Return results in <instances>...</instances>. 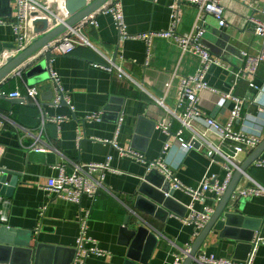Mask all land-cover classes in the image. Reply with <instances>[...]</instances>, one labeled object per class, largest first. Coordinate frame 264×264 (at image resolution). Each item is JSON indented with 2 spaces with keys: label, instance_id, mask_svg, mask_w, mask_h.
I'll use <instances>...</instances> for the list:
<instances>
[{
  "label": "crops",
  "instance_id": "crops-1",
  "mask_svg": "<svg viewBox=\"0 0 264 264\" xmlns=\"http://www.w3.org/2000/svg\"><path fill=\"white\" fill-rule=\"evenodd\" d=\"M120 1L128 37L120 38L112 15H99L97 26L87 25L82 30L91 46H80L72 54L57 56L51 62L50 69L58 74L70 104L54 105L56 91L51 78L33 85L26 75L28 69L13 74L0 84V92L19 91L24 96L17 99L19 103L16 104L6 96L0 99V120L3 121L0 144L5 150L0 170L19 177L12 196L2 195L7 203H0V209L7 213L8 223L0 222V236L5 227L15 229L16 239L31 243L35 251L40 247L32 264H71L82 232L81 216L87 213L90 215L88 235L108 253L106 256L91 255L87 264H126L137 237H129L125 230L139 229L138 221L149 233L141 242L143 249L138 251L143 259L146 250L152 249L147 264H174L177 255H183L186 247H193L200 234L197 235L194 226L186 224L182 218L188 215V206L194 199L185 191L175 190L176 204H170L171 210L163 208L164 211L159 212L153 209L152 202L141 196L140 190L146 176H150L152 183L165 185L162 174L157 170L148 173L146 163L123 157L111 143L141 154L148 162L161 160L187 188H199L207 173L216 174L220 182L225 178L220 166L210 165L202 152L182 149L176 137L181 129L180 122L173 120L170 135L157 128L161 122L171 119L170 111L176 110L181 78L195 75L200 62L197 56L183 53L173 40L154 37L151 59L146 66L148 44L136 36L168 30L170 6L174 0ZM263 5L264 0H224L227 25L223 28L214 16L206 17L204 41L213 54L234 71L243 65L242 53L257 55L263 48V40L254 34V27L247 22L248 17L258 14L256 10ZM10 7H15L13 1L8 4L0 0L1 19L12 20ZM180 8L177 31L186 34L193 29L198 11L188 4H182ZM15 39L13 26L0 25V55L11 54ZM120 56L125 60L122 64ZM109 59H117L130 79L110 74L105 68ZM207 82L212 89L224 94L232 91L234 77L227 69L212 66ZM256 84L258 90L250 88L246 79L239 80L232 91L235 96L247 100L233 129L259 135L262 144L264 114L259 108H264V64L258 71ZM32 86L40 89L39 100L46 116L63 118V121L47 120L43 124L41 109L26 97L27 87ZM157 99L164 100L165 107ZM199 101L207 116L222 124L230 121L234 101L227 102L225 107H217L218 97L211 93L201 94ZM99 113L103 114L100 122L86 120ZM197 128L203 130L204 126L198 124ZM183 138L190 141L192 133L185 131ZM36 144L47 151H34L32 147ZM167 144L171 148L165 149ZM239 145L248 148L246 144ZM259 146L242 158L243 164ZM108 162L120 173H106L105 188L95 199L84 196L81 203L76 204L52 198L45 190L49 179L58 176L60 165L71 174L75 165ZM258 162L264 163V152L249 168L237 190L246 189L253 182L264 187V167L258 166ZM218 205L216 196L211 193L205 202H195L199 211L205 207L216 210ZM230 207L231 213L239 210L243 216L263 219L254 236L262 239L254 264H264V196L233 198ZM235 221L237 219L232 223ZM221 234L213 230L197 258L206 255L245 261L248 243ZM5 248L0 245V264H28L27 257H23L25 254L15 256Z\"/></svg>",
  "mask_w": 264,
  "mask_h": 264
},
{
  "label": "built area",
  "instance_id": "built-area-1",
  "mask_svg": "<svg viewBox=\"0 0 264 264\" xmlns=\"http://www.w3.org/2000/svg\"><path fill=\"white\" fill-rule=\"evenodd\" d=\"M15 3L12 8V20L8 21L0 18V25L13 26L15 35V50L11 54H4L0 58V65H2L7 58L15 55L21 50H24L35 38L33 24L39 19L47 20L51 28L65 22L68 18L66 10V0H11ZM224 0H174L170 6V26L168 30L162 32L145 33L136 36L137 39L143 40L148 44V55L146 66L149 64L151 42L154 37H161L173 40L181 48L183 53H191L199 58V65L195 75L181 78L180 95L177 102L176 110L170 111L171 119L161 122L157 128L163 130L167 135L171 134L172 122L176 120L180 122L181 129L177 132V142L183 150L190 151L197 149L202 152L209 160L210 165L220 166L221 170L225 172V178L222 182L219 181L216 174L207 173L197 189L187 188L184 186L174 174L161 160L148 162L145 158L132 150H124L119 148L114 143H111L123 157H132L138 161L147 164V172L157 170L162 174L166 181L170 182L172 190H182L187 192L194 200L188 206L189 213L182 218L186 224L193 225L196 234L199 235L205 226L210 221L211 216L215 212L214 208L205 207L202 211L195 208V202H205L206 196L211 193L216 196V202H220L227 192L234 174L240 170L243 164V157L248 156L249 151L256 149L261 144L259 135L235 132L233 126L236 121L240 120L243 112L245 98L241 99L233 94V90L239 80L246 79L252 89L258 90L256 78L261 65L264 64V5L257 9L258 14H253L248 17L247 22L254 27V34L263 40V48L257 55H250L242 53L243 65L237 71H234L223 62L222 59L214 57L210 49L205 45V20L208 15L214 16L220 27L227 25L225 8L223 6ZM182 4L194 6L198 11V16L193 29L186 34H179L177 28L180 22V7ZM99 15H112L114 17L117 29L120 33V38L128 37L127 24L123 12V5L120 0H113L106 7H103L97 13L83 21L76 27L70 29L60 39L51 43L48 47V52L53 56H66L72 54L76 48L80 46H91L82 30L87 26H97L96 17ZM52 62V61H51ZM124 57L120 56V63H124ZM212 66L225 68L230 75L234 77L232 91L221 94L212 89L207 82V76ZM110 74L116 73L120 79H130L122 67L118 64L117 59H109L108 65L105 67ZM50 78L55 86V94L52 103L54 105H61L69 102L68 95L62 90L60 78L57 73L50 69ZM203 93H211L218 97L217 107H225L227 102L234 101L235 108L232 111L230 121L226 124L218 122L215 118L207 116V113L201 106L199 97ZM2 97L11 99H21L24 96L21 92L15 91L12 93L0 92ZM40 89L36 86L27 87L26 97L35 105L39 106L42 111L43 124L47 120L54 122H61L63 118H48L43 111L39 97ZM157 102L165 107L164 100L157 99ZM259 112L264 114V108H259ZM102 113L92 114L86 118L89 122H100L102 120ZM3 125V121L0 120ZM201 124L204 129H198L197 125ZM189 130L192 133L190 141H185L183 138L184 132ZM82 139L81 137L79 140ZM199 143V148H195V143ZM246 144L249 148H244L239 144ZM171 148L166 145L165 149ZM32 149L36 152H45L46 148L34 145ZM4 146L0 144V162L4 154ZM258 166L264 167V163L258 162ZM120 173L113 169L109 162L105 164H86L75 165L71 174L66 172L63 165L59 166V174L56 178H51L45 187L52 198L62 199L72 203L80 204L84 196L95 199L99 192L105 188L104 179L106 173ZM247 176V175H245ZM264 196V187L253 182V185L242 190H236L233 194L234 199L261 197ZM0 203L6 204L3 196L0 197ZM90 215H82L80 220L81 231L78 238L75 256L71 264H87V260L91 255L106 256L108 253L101 249L97 241L88 235ZM0 222L4 225L8 223V216L5 210L0 209ZM262 239L255 237L251 243L252 250L248 258L243 262H236L227 259H217L202 255L197 258L194 264H254L256 252ZM191 247H186L183 255L175 257L174 264H184Z\"/></svg>",
  "mask_w": 264,
  "mask_h": 264
},
{
  "label": "water",
  "instance_id": "water-1",
  "mask_svg": "<svg viewBox=\"0 0 264 264\" xmlns=\"http://www.w3.org/2000/svg\"><path fill=\"white\" fill-rule=\"evenodd\" d=\"M10 4L11 0H5ZM113 0H66L65 7L68 12V18L63 23L51 28L47 20L39 19L34 22V34L35 38L32 42L24 49L10 56L6 61L0 65V84L9 79L13 74L21 73L23 70L28 69L26 74L33 85L48 80L50 75L51 61L55 58L50 52L48 47L54 41L60 39L70 29L76 27L89 17L97 13L103 7H106ZM10 15L12 16V8L10 7ZM205 45L210 49V46L204 41ZM15 50V45L11 51ZM211 51V49H210ZM212 55L216 57L211 51ZM3 55H0V58ZM1 91V90H0ZM4 97L0 94V99ZM27 100H29L27 98ZM12 103H19L17 99H12ZM195 148H199V143H195ZM264 152V141L259 148L241 165L240 170H237L234 174L233 180L219 202L215 212L210 218V221L205 226L203 231L196 239L193 247L191 248L189 255L187 256L184 264H193L197 259L200 249L204 245L208 236L211 235L213 230L222 232V236H227L238 240L241 243H248V256L252 250V241L255 233L260 230L263 219H255L246 217L240 214L237 210L235 213L230 212V203L233 199V194L237 190L239 183L247 175L249 168L260 159ZM156 171V170H155ZM152 174V173H150ZM17 174L9 171L0 170V195L11 197L18 181ZM165 185H159L152 183L150 176H146L142 183L140 190L141 196H145L152 202L153 209L162 211L163 208L171 210L170 204H176L174 199V190L171 189L170 182L166 181L162 176ZM146 189L151 190V193L147 192ZM141 200V199H140ZM139 200V201H140ZM164 211V210H163ZM151 213V212H150ZM233 219H237L232 223ZM140 226L137 230H125V233L129 237H137L136 242L131 246L128 260L126 264H147L149 256L151 255L152 249L146 250L145 258L141 259L140 253L143 247L141 242L149 234L148 231L143 227L141 221H138ZM233 229V230H231ZM17 230H7L5 227L1 232L0 245L1 247H7L11 253L15 256L18 254H25L23 257H27L28 264H32L33 259H37L41 248L39 247L36 251L32 248L31 243H22L16 239L15 235ZM10 234V235H7ZM19 234V233H18ZM248 257H245L246 260ZM13 263V262H12Z\"/></svg>",
  "mask_w": 264,
  "mask_h": 264
}]
</instances>
